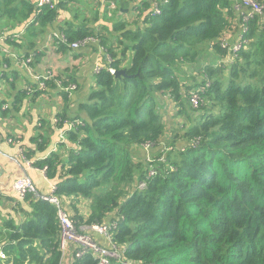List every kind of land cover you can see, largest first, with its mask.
Listing matches in <instances>:
<instances>
[{"label": "trees", "instance_id": "obj_1", "mask_svg": "<svg viewBox=\"0 0 264 264\" xmlns=\"http://www.w3.org/2000/svg\"><path fill=\"white\" fill-rule=\"evenodd\" d=\"M55 1L52 8L0 0V42L24 54V63L31 56L28 65L36 71L38 41L62 10L76 15L55 31L66 39L55 40L59 52L87 37L103 47L106 66L95 68L94 85L75 111L69 103L74 90L60 86L77 89V79L52 70L34 82L38 91L25 88L15 100L52 89L66 101L55 122L67 124L58 142L64 150H52L34 166L47 168L80 230L90 225L91 233L84 232L94 237L93 224L117 223L113 243L120 256L109 264H264V0H256L262 12L248 19L250 8L243 11L241 0H157L158 14L154 0H113V9L88 0L93 7L82 18L73 6L78 0ZM208 49L205 64H195ZM0 64L7 68L11 58L3 55ZM170 101L176 112L166 119ZM35 143L44 150L47 138L38 133ZM15 195L16 204L26 203V217L3 220L7 258L0 264H63L56 207ZM80 198L88 201V215L80 213ZM73 245L68 264L99 263L92 251L76 256Z\"/></svg>", "mask_w": 264, "mask_h": 264}, {"label": "crops", "instance_id": "obj_2", "mask_svg": "<svg viewBox=\"0 0 264 264\" xmlns=\"http://www.w3.org/2000/svg\"><path fill=\"white\" fill-rule=\"evenodd\" d=\"M102 2L104 4H111L114 1L102 0ZM90 4L92 8L93 4L91 2ZM65 12L67 11L60 10L54 26L50 25L48 33L38 41L37 52L31 51L34 59L36 53L37 55L41 54L39 61L35 64L36 71L33 74L26 72V64L22 60L24 59V54L20 55L14 47H4L3 43L0 42V59H2L3 55L11 58V65H7V68L0 64V108L2 107L0 109V231L3 233H7L6 230L3 231L2 222L4 219L15 218L17 221H20L26 217L21 211L24 209L21 206L26 203L19 205L14 201L16 195L13 183L16 179L29 175L42 193H48L51 184H53L42 173L40 168L34 165L30 168L26 166L24 161L29 159L25 156L26 151L31 154L33 160H30L32 161H38L47 157L52 150L60 151L62 148L58 142L61 136H65L64 130L67 127V124L63 128L55 125L56 117L63 112L66 106V101L63 102L64 99L59 93L50 89V92L33 97L32 93L27 94L23 101L15 105L18 92L25 90V88L29 92L38 91V84H36L37 87H34V82H38V77L51 70L57 75L74 76L77 79L78 87L72 92L70 97L69 103L71 104V111H73L77 108L78 103L86 99L94 85L95 79H91V76L92 74L95 75V68L97 66H106L105 52L103 47L98 44V40L77 49L71 47L72 49L65 52L58 51L59 45L55 43V40L58 39L54 37L53 33L59 31L61 25L68 23L69 16ZM109 12L110 14L108 13V15L112 16L113 11L109 10ZM11 32L9 31V33ZM13 54L17 55L19 59L15 60ZM75 55L80 56L75 57ZM14 70H17V75L12 74ZM3 73L12 76L13 85L6 81ZM3 78L6 83L2 80ZM29 82L34 84H30ZM3 105L7 107L5 108ZM38 133L43 134L47 138V147L44 150L38 149L35 143ZM6 137L16 138L20 142L18 144L10 143ZM21 150H25V153L21 152ZM77 205L83 216L88 215L89 211L86 209L88 201L86 199L80 198ZM26 209L29 210V208ZM80 227L82 230L91 233L89 229L90 225L82 224ZM94 237L102 244L107 245V240L103 236L97 234ZM0 243L3 244L2 242ZM70 245L74 246L73 243ZM70 245L66 250L63 264H68V258L71 257Z\"/></svg>", "mask_w": 264, "mask_h": 264}, {"label": "built area", "instance_id": "obj_3", "mask_svg": "<svg viewBox=\"0 0 264 264\" xmlns=\"http://www.w3.org/2000/svg\"><path fill=\"white\" fill-rule=\"evenodd\" d=\"M35 5L37 7H43L45 5H50L52 8L55 6L56 1L54 0H33ZM115 7L114 2L111 3V9ZM250 8V11H244V8ZM240 8L244 11V13L247 14L245 16V19H248V16L252 15L253 13H260L262 12V5L256 1V0H241L240 2ZM152 9L153 14H158L161 12L159 3L157 0H154L152 2ZM110 14V13H109ZM54 37L58 40L65 41V37L63 33L61 32H54ZM3 38V37H1ZM92 41H96L94 38L87 37L86 39L82 41H75L71 44L72 48H79L83 45L89 44ZM225 45V42H224ZM241 47V44L234 47V50H237ZM111 59V58H108ZM33 58L29 56L28 58H25L26 63V70H28L29 74H33L34 70L29 67L28 63L32 62ZM101 70V67H96V71L99 72ZM112 74H115L116 69L110 68L109 69ZM50 71L47 72L49 74ZM40 81V77H38ZM62 83V82H61ZM60 86V85H59ZM39 87L41 89L45 88V83L40 82ZM62 89L66 91H73L76 90V86L74 84H70L69 86L62 87ZM191 101L194 106H198L200 104V96L197 93L192 94ZM5 108L7 106H4ZM58 119H56V122ZM69 123V126H71L73 123ZM8 142L10 143H16L18 144L20 141L14 138H8ZM150 145L147 144L146 149H149ZM23 150H21L22 152ZM26 163V166L28 168L32 167L34 165L35 161H32L30 159L24 161ZM46 167L44 169H41L42 173L46 175ZM154 171L150 172V175H153ZM56 184H51L50 191L48 193H42L37 188L34 180L29 176L25 175L23 177H20L16 179L13 183V189L16 191V193L21 198H26L27 195H33L36 199H42L45 201H48L52 205H54L57 209V215L59 219V225H60V246L63 251V255H65L66 250L68 246L73 243L77 246L76 250V256H82L84 253L92 251L96 253L99 257V263L98 264H109L110 258H118L120 256V248L116 246L113 243V232L114 229L117 228V223H95L91 226L92 230L103 236L107 239L108 245L104 246L101 245L98 241L94 239V237L87 232L81 231L79 226L77 225V222L70 216L68 211L66 210L64 206V202L62 197L60 195L55 193L56 190ZM2 244H0V259L5 260L7 258V255L1 250Z\"/></svg>", "mask_w": 264, "mask_h": 264}, {"label": "rangeland", "instance_id": "obj_4", "mask_svg": "<svg viewBox=\"0 0 264 264\" xmlns=\"http://www.w3.org/2000/svg\"><path fill=\"white\" fill-rule=\"evenodd\" d=\"M91 2V1H90ZM88 0H78L75 2V4H73V6H75V10L76 12L79 13V17L82 18L84 12L83 11H89L90 13V9H91V4ZM109 7L111 8V4H109ZM128 9H132L131 6ZM126 12V11H125ZM65 14L67 16H69V21H73L74 20V16L76 15L75 12H65ZM132 18H134V15L132 14V12L129 13L128 15V21L132 20ZM68 21V22H69ZM1 36V35H0ZM211 51L206 50L204 52H202L197 59V62H194L195 64H205L206 60L208 57H211ZM129 56H131V52L129 54ZM218 65V64H217ZM186 69L190 70L191 66L190 65H186L185 66ZM194 68V66H192V69ZM26 72H28V70H26ZM51 72V71H50ZM197 73L194 72H190L187 76L188 80H192L193 75H196ZM91 79H95V75L92 74ZM187 80V81H188ZM192 98V96H191ZM176 112V108L174 107V103L170 101V106L167 108V111L164 113L165 114V118L169 119L170 117H174V114ZM180 121V119L177 118V120H175L176 124H178V122ZM173 122H167L168 128L171 127L173 125ZM180 126H182L181 123H179ZM179 142H183L182 140H180ZM47 180V179H46Z\"/></svg>", "mask_w": 264, "mask_h": 264}, {"label": "water", "instance_id": "obj_5", "mask_svg": "<svg viewBox=\"0 0 264 264\" xmlns=\"http://www.w3.org/2000/svg\"><path fill=\"white\" fill-rule=\"evenodd\" d=\"M115 74H116L117 76L122 75V74H126V69L116 70Z\"/></svg>", "mask_w": 264, "mask_h": 264}, {"label": "clouds", "instance_id": "obj_6", "mask_svg": "<svg viewBox=\"0 0 264 264\" xmlns=\"http://www.w3.org/2000/svg\"><path fill=\"white\" fill-rule=\"evenodd\" d=\"M64 258H65V255L63 256V260H64Z\"/></svg>", "mask_w": 264, "mask_h": 264}]
</instances>
